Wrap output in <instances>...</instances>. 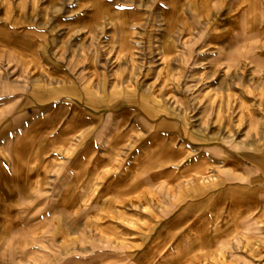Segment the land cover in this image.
I'll use <instances>...</instances> for the list:
<instances>
[{"label":"crops","instance_id":"1","mask_svg":"<svg viewBox=\"0 0 264 264\" xmlns=\"http://www.w3.org/2000/svg\"><path fill=\"white\" fill-rule=\"evenodd\" d=\"M8 1L0 264H264V144L223 142L237 125L264 123V0H159L149 26L130 9L100 6L94 16L87 0L38 10ZM47 10L77 14L36 25ZM104 14L105 31L71 34ZM189 43L244 62L232 83L204 86L200 105L173 97L184 90ZM137 73L156 86L148 98L157 113L131 100L103 104L105 81L135 96Z\"/></svg>","mask_w":264,"mask_h":264},{"label":"rangeland","instance_id":"2","mask_svg":"<svg viewBox=\"0 0 264 264\" xmlns=\"http://www.w3.org/2000/svg\"><path fill=\"white\" fill-rule=\"evenodd\" d=\"M10 3H17L19 0H10L8 1ZM33 3L35 4L36 9H40L43 7V5L46 3V0H25V3ZM76 3H79V0H55V8H64L67 9V7H70L73 9V6L76 5ZM85 3L88 5H96L90 13H92L94 16L96 14L101 15L103 13H100L96 9H99L98 7L103 6L104 8L111 9L112 6L115 7L114 10L121 11V13H129L126 11L133 10L134 13L133 18H140L143 25L149 26L153 25V21L155 19V15L157 14L159 10V0H87ZM77 9V8H75ZM11 13H7L8 18L10 17ZM22 14H28L27 12H23ZM31 14V13H30ZM60 14L64 16H69L73 14H77V12H67L64 13H57V12H51L47 10L44 13V17L46 19H43L42 22L39 20L36 21V25L39 24L42 27H45V23H48L49 21L55 20L56 18H60ZM35 15V13H34ZM105 15H103V19H100L97 23L94 24L92 29H89L87 33H85V29H73L72 35H85L91 33L92 35H96L97 33L100 34V31H105L106 27L108 26L107 22L105 21ZM102 16V15H101ZM48 19V20H47ZM103 35H106L102 32ZM0 36H3L4 38H7L11 42H14L13 37L8 33L5 32V30L0 31ZM140 38L137 40V49L136 51H142L143 47L142 44L144 42L143 34L141 33ZM139 46L141 47L139 49ZM105 47V46H104ZM213 46V48L206 49L204 45H193L191 43L185 44L182 49H180V52H184L185 60H178L179 62L182 61L185 68H189L188 73L184 76L182 82L184 83V86L182 87L184 90L180 91L179 93H174L176 95H173V97L177 99H185V101H189L190 103H193L195 105H200L203 103V97L201 90L204 86H207L209 82L215 83L218 86H224L227 84L232 83L237 78L238 68L244 67V62L239 60H232V59H224V58H213V56H208L205 52L207 51H219L221 54L224 55V48L220 47L219 49H216ZM230 47V46H229ZM245 47V46H244ZM89 51H94V46L91 45V48ZM100 51H105V49L101 48ZM230 51V49H228ZM194 55V58H192ZM138 63V62H136ZM8 72L14 73V71L18 68L17 63L14 60H9L7 63ZM11 69V70H10ZM197 69L196 71L192 72V70ZM209 71V72H208ZM193 73H200L202 74L200 77L195 78V75L193 76ZM208 73V74H207ZM146 78V79H145ZM198 80V81H197ZM238 80V79H237ZM129 82L134 83L135 91L132 93L135 96H132L131 94L128 95L122 91L119 92H112V83L110 81H105L103 85V104L107 105L110 100V105H117L118 103H121L123 101L131 100L134 103L140 105V109L142 111H145L148 114H155L159 111V109L155 106L153 102H149V96L153 93L152 89L156 86L152 82V84H149L150 81H148L147 77L140 75L137 73L135 76H132L130 78ZM199 82V83H198ZM182 83V84H183ZM200 84V86H198ZM205 84V85H204ZM160 94V93H157ZM171 95V93H168ZM91 96L94 95L90 94ZM96 98H94V101ZM100 100V98H97V101ZM181 103V102H180ZM190 105V104H189ZM107 109L105 108V111ZM109 110V109H108ZM191 109H188L190 111ZM206 109L203 110V117L207 116L210 112L209 109L207 112H205ZM202 116V112H201ZM262 120V119H261ZM262 134H264V123L262 122H249L247 124L243 125H237L235 127V131H232L231 134H229V137L227 140L223 141L225 144L230 148L239 150L242 148H247L250 146L255 145L256 143L259 145L264 144V137H261ZM258 137L257 139H255ZM260 138V140H259Z\"/></svg>","mask_w":264,"mask_h":264}]
</instances>
